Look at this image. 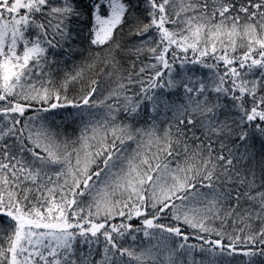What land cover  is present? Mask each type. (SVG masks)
<instances>
[{"label": "snow or ice", "instance_id": "1", "mask_svg": "<svg viewBox=\"0 0 264 264\" xmlns=\"http://www.w3.org/2000/svg\"><path fill=\"white\" fill-rule=\"evenodd\" d=\"M0 264H264V0H0Z\"/></svg>", "mask_w": 264, "mask_h": 264}]
</instances>
